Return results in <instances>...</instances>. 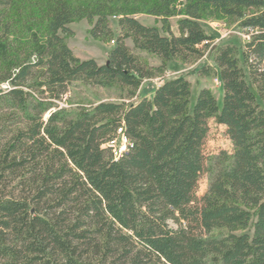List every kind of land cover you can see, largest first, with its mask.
<instances>
[{
  "label": "trees",
  "instance_id": "obj_1",
  "mask_svg": "<svg viewBox=\"0 0 264 264\" xmlns=\"http://www.w3.org/2000/svg\"><path fill=\"white\" fill-rule=\"evenodd\" d=\"M112 15L107 62L76 56L68 24L86 18L113 40ZM206 17L251 30L214 50L220 106L207 87L191 105L181 74L135 101L58 105L76 80L131 98L171 59L197 60ZM211 118L230 148L207 156ZM0 264H264V0H0Z\"/></svg>",
  "mask_w": 264,
  "mask_h": 264
},
{
  "label": "rangeland",
  "instance_id": "obj_2",
  "mask_svg": "<svg viewBox=\"0 0 264 264\" xmlns=\"http://www.w3.org/2000/svg\"><path fill=\"white\" fill-rule=\"evenodd\" d=\"M134 16L146 25L161 27V22L152 15L139 12L135 13ZM177 18L178 17L175 16L169 18L170 27L174 34L178 33L176 24ZM117 19V16L112 15L109 17V26L113 32V40L116 39L119 33ZM201 24L205 32L212 38L204 54L192 62H181L176 59H171L166 64L165 73L161 77L144 79L139 89L136 91L135 96L128 98L126 96V91L117 86L100 87L88 85L80 80H76L69 85L67 93L58 101V105L67 109H75L79 106L90 107L98 101H135L144 94H151L154 87L162 80V77L167 78L181 74L186 76L191 84V105L194 103L198 89L208 86L215 95L220 106L222 103V88L221 84L215 81L218 77V73L213 61L214 50L218 45L226 42H234L239 46L248 40L250 33L247 29H241L238 22L215 20L206 17L201 20ZM68 27L72 32L69 35H65V40L76 56L81 59L93 58L99 64L107 62L108 52L115 43L112 39L102 40L92 37L90 34L91 22L86 18L75 20L69 23ZM125 42L132 47L130 39H126ZM136 52L151 65H158L160 63V60L152 54L139 51ZM206 67H209L207 72L203 70L204 68L206 69ZM1 86L5 87L6 84H2ZM46 116L47 114L45 117ZM208 125L209 130L205 141V154L210 156L221 148L229 149L230 141L225 134L224 126L219 124L215 118L209 119ZM207 178L208 176L206 173L201 175L198 182V196L205 191L207 187ZM171 225L173 224L171 223ZM221 231L223 230H214L212 234H218Z\"/></svg>",
  "mask_w": 264,
  "mask_h": 264
},
{
  "label": "built area",
  "instance_id": "obj_3",
  "mask_svg": "<svg viewBox=\"0 0 264 264\" xmlns=\"http://www.w3.org/2000/svg\"><path fill=\"white\" fill-rule=\"evenodd\" d=\"M249 31V33H251L250 29H247ZM249 37V36H248ZM114 41V40H112ZM215 81L218 84H221L219 77H217V79H215ZM127 144H128V140L125 137V135L123 134V130L121 127H119L117 129V137L113 138L112 140H110L107 145L110 147L111 151H112V155L113 158L116 160L118 159V157L127 150Z\"/></svg>",
  "mask_w": 264,
  "mask_h": 264
},
{
  "label": "crops",
  "instance_id": "obj_4",
  "mask_svg": "<svg viewBox=\"0 0 264 264\" xmlns=\"http://www.w3.org/2000/svg\"><path fill=\"white\" fill-rule=\"evenodd\" d=\"M187 79H188V78H187ZM158 84H160V82H159ZM158 84H157V85H158ZM205 87H207V88H208V86H205ZM151 94H152V93H151ZM151 94H148V95H146V96H150Z\"/></svg>",
  "mask_w": 264,
  "mask_h": 264
}]
</instances>
